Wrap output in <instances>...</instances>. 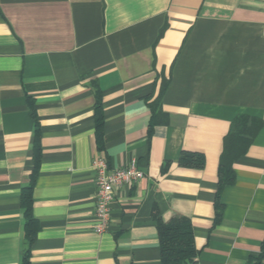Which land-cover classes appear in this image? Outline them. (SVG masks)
Returning <instances> with one entry per match:
<instances>
[{
    "label": "crops",
    "instance_id": "obj_1",
    "mask_svg": "<svg viewBox=\"0 0 264 264\" xmlns=\"http://www.w3.org/2000/svg\"><path fill=\"white\" fill-rule=\"evenodd\" d=\"M239 115L261 127L220 189ZM36 144L30 264H162L155 213L191 220L196 264H264V0H0V264L28 247ZM185 151L204 166L181 164ZM100 157L145 173L117 191L104 233Z\"/></svg>",
    "mask_w": 264,
    "mask_h": 264
},
{
    "label": "trees",
    "instance_id": "obj_2",
    "mask_svg": "<svg viewBox=\"0 0 264 264\" xmlns=\"http://www.w3.org/2000/svg\"><path fill=\"white\" fill-rule=\"evenodd\" d=\"M156 104L158 102H155ZM155 104V105H156ZM158 105V104H157ZM95 123H96V141L99 146L103 143L104 137V108L100 92L96 93L95 102ZM159 122V120L155 121ZM154 124V123H153ZM261 124L258 120H250L246 115H239L231 123L230 130L224 139V148L219 164V188L230 185L235 182V174L232 167V161L243 154L252 138L260 130ZM181 164L191 167H203L205 164L204 155L198 152H183L181 155ZM40 165V148L35 145V168L31 182L23 187L21 193V202L24 209L25 237L27 240V249L23 253L22 264H30L31 245L34 242L39 224L33 215V187L35 176ZM222 203L220 201V192L216 201V220L218 221L222 214ZM157 220L159 242L161 246L162 264H196L198 249L195 245L192 222L188 217L178 216L169 221H164L155 213ZM260 257L252 258L247 264H260Z\"/></svg>",
    "mask_w": 264,
    "mask_h": 264
},
{
    "label": "built area",
    "instance_id": "obj_3",
    "mask_svg": "<svg viewBox=\"0 0 264 264\" xmlns=\"http://www.w3.org/2000/svg\"><path fill=\"white\" fill-rule=\"evenodd\" d=\"M96 175V208L95 230L104 233L110 223L111 203L117 191L124 186H129L144 177L145 173L133 159L129 164L120 168H110L105 158L100 157L94 161Z\"/></svg>",
    "mask_w": 264,
    "mask_h": 264
}]
</instances>
